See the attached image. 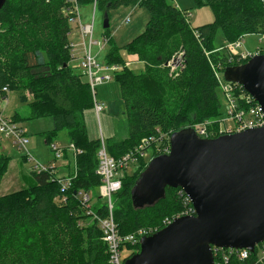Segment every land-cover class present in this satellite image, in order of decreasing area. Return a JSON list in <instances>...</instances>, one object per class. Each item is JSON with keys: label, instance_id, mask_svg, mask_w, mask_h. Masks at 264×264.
Instances as JSON below:
<instances>
[{"label": "trees", "instance_id": "16d2710c", "mask_svg": "<svg viewBox=\"0 0 264 264\" xmlns=\"http://www.w3.org/2000/svg\"><path fill=\"white\" fill-rule=\"evenodd\" d=\"M77 2L79 6L96 4L95 10L99 8L108 16L129 5L145 8L150 16L144 30L122 46L113 41L109 27L105 28L104 39L111 46L104 65L122 66L115 76L124 102L119 125L126 132V137L109 141L110 155L119 158L145 138L171 134L220 115L219 82L213 66L221 64L223 72L230 64L226 63L227 49L212 46L216 24L192 27L186 11L168 0ZM195 2L213 9L228 42L249 33H264V0ZM71 9L74 4L70 0H7L0 10L1 97L17 91L20 101L29 107L24 118L51 117L53 131L44 135L47 142L58 131L67 130L75 150H80L69 190L61 192L55 179L57 170L37 172L33 168L34 184L0 195V264L107 263L102 231L78 196L81 190L90 191L93 200V191L101 185L97 174L101 141L87 137L84 112L94 107V95L80 66L84 50L81 55L75 51V58L71 56V24L79 28ZM179 53L184 66L173 72L168 63ZM132 58L143 63L139 72L124 66ZM12 119L18 122V113ZM9 161L0 143V182ZM136 172L132 177L125 174L122 188L112 196L114 219L124 234L142 227L162 229L166 218L184 208L181 188L168 186L165 196L154 205L135 209L131 189ZM92 207L102 215L107 212L105 200ZM248 263L231 258L220 264Z\"/></svg>", "mask_w": 264, "mask_h": 264}, {"label": "water", "instance_id": "95a60500", "mask_svg": "<svg viewBox=\"0 0 264 264\" xmlns=\"http://www.w3.org/2000/svg\"><path fill=\"white\" fill-rule=\"evenodd\" d=\"M109 26L106 12L103 27ZM224 78L240 83L264 110V53L227 66ZM170 144L135 182L132 202L154 205L168 186L179 187L196 214L143 237L124 264H215L213 246L254 250L264 240V127L216 138L185 128L171 134Z\"/></svg>", "mask_w": 264, "mask_h": 264}, {"label": "rangeland", "instance_id": "374dc122", "mask_svg": "<svg viewBox=\"0 0 264 264\" xmlns=\"http://www.w3.org/2000/svg\"><path fill=\"white\" fill-rule=\"evenodd\" d=\"M168 1L180 6L181 9L191 14L189 22L192 27L196 28L205 24H216V26L212 29V46L214 48H220L222 46L226 48L229 44L232 43L228 42L229 40L227 39L224 30L217 24L216 14L210 6H197L195 0ZM132 9L133 6L129 5L127 7L124 6L120 10L110 12L109 32L113 38V41L118 46H122V44L127 41L126 38H123V36H127V33L125 34V32L130 31L129 37H131V35L139 32V29H142L146 24V14H148V12L145 8L139 6H136L133 14L131 15V23L124 22L125 17L131 12ZM93 11V39L102 42V44H104V47L101 48L99 45L93 44L92 54H97V60H99L101 64L104 65L106 64L105 55L109 52L111 46V44L104 42L105 28L103 27V22L105 12H103L99 8L95 10L92 4L79 6V12L82 16L84 25L91 24V16L93 15ZM71 25L72 31L76 32L75 23H72ZM86 43L87 45H89V42L87 40ZM259 49H262V53H264L263 35L257 33H249L244 35L241 47L237 48L236 51H232V54L256 53ZM121 54L124 55V52L122 51ZM178 62L179 59L176 58L173 64L175 65ZM128 63L129 67L135 71L139 70L140 66H142V64L138 61L136 63H131L130 61L126 62L124 66H128ZM111 67L112 65H109L108 69H104V72L110 75L111 78L107 79L103 83H97L94 88L96 92L95 96L97 97V99L104 103V110L100 113H97L94 107H92L84 112L85 128L88 139L91 141H96L97 139H100V141L105 140L107 147L109 145V141H111L112 139H121L122 137H126V132L122 130L119 125L122 119V113L124 111V102L121 98L118 79L115 76L116 72H118V70H120L122 66L119 65L116 72L111 70ZM225 68L226 67L224 66L223 71L225 70ZM172 71L178 72L179 69H173ZM217 97L220 104V115L216 119H211L213 123L212 125H208L207 127L209 129L208 133L210 137L203 138H216L218 136L224 135L220 133L219 127L220 120L226 119L228 117L226 111L227 100L226 95L220 86H218L217 88ZM0 103V113L2 116L12 119L18 113L20 119L17 120V123L24 128L28 138L26 148L20 149L13 143V140L11 138L3 136L0 137L1 150L6 156L10 158L7 171L0 182V195L8 194L23 188H28L30 185L34 184L36 182L34 174L32 172L34 167L37 168V171H40L41 168L44 167L56 166L57 172L59 174L58 176L60 177H71L70 175H72L74 172L76 173L77 163L75 162V160L79 154L77 155L73 151L75 147L70 141L67 130L58 131L57 134L55 136H52L50 141L47 142L44 135L51 134L53 131V123L51 117H40L36 119L24 118L29 113V107L26 103L20 101L19 93L17 91H8L4 98H2L0 95ZM202 123L185 126L180 130L185 128H192L195 130L197 126ZM228 124L230 125V123ZM159 135L162 134L160 133ZM213 135L216 136L213 137ZM166 137L168 136L166 135ZM54 144L60 150L59 157H56L55 152L52 150V146ZM154 146L155 144H152L151 147L146 148V150H149L148 152H150V155L147 156L148 152L146 153L144 157L145 162L142 165L140 164L143 162V158L141 156H138V162H140V164L138 165L137 162L131 163L127 167L125 172L127 177H132L134 175V172L137 171V178L135 182L138 180L141 174L147 169L149 162L154 157L159 155L157 153H153L152 155L151 148H153ZM27 151L29 152L31 159L26 156ZM93 196V205H101L104 202V198L101 197L99 189L93 191ZM133 207L135 209H138V207H136L134 204ZM179 214H182V212H180ZM137 251V248L124 246L122 250V258H127L131 256L133 252Z\"/></svg>", "mask_w": 264, "mask_h": 264}, {"label": "built area", "instance_id": "2783aa9c", "mask_svg": "<svg viewBox=\"0 0 264 264\" xmlns=\"http://www.w3.org/2000/svg\"><path fill=\"white\" fill-rule=\"evenodd\" d=\"M70 1L74 4V9H71V12L75 13V17L73 18V20L78 22L80 36L83 41L84 57L80 61V66L90 79V85L94 95V109L97 113H100L104 110L105 107L104 103L96 98V92L94 88L97 83H103L107 79L111 78L110 75L104 72V69H108L109 65L101 64V62L97 60L96 56L92 54L93 44L96 45L102 43L93 39L94 11L91 24L84 25L80 19L79 4L77 0ZM95 5L96 4H94L93 6L94 9ZM190 17L191 14L186 12L185 18L189 20ZM128 21L129 18L126 19V22ZM262 35L264 37V33ZM243 38L244 35L226 47L229 52L226 63L230 65L243 64L254 55L262 53V49H259L256 53L232 54V51H236L237 48L241 47ZM86 40L89 42V45H87ZM70 46L71 56L72 58H75V46L73 43H71ZM176 58L179 59V62L174 65L173 63ZM168 65L172 67V70L182 69L184 66L182 53H179L174 56V58H172ZM118 67V65L114 64L112 65L111 70L116 72ZM221 68V64L213 66L216 78L219 81V86L223 89L227 100L226 111L228 117L226 119L220 120V133L227 135L240 133L248 129L264 127L263 107L254 99L251 94H249L244 89V87L240 83L227 81L224 78V71L222 72ZM3 91L7 92V87H4ZM212 123L213 122L211 120H207L197 126L195 130L201 137H209V129L207 127L208 125H212ZM228 123H230V125ZM161 134L162 135L151 136L143 139L140 144H138L119 158H115L110 155L107 150L105 141H101V145L97 153L99 159L97 174L101 177V185L98 189L100 190L101 197L104 198L107 205V212L105 215H102L100 212L96 211L92 207V193L90 191L81 190L78 192V196L80 198L82 206L87 210V214L91 216V219L98 224L102 231V239L106 243L108 255L107 263L105 264H124L126 259L136 253L133 252L131 256L127 258H122V250L124 246L137 248L139 251L141 239L145 236H150L160 230L152 227H142L130 233H121L113 215L112 196L122 188L123 178L126 174L125 172L127 167L131 163H138V156H141L144 159L146 153L149 151L146 150L147 147H151L152 144H155V146L151 148L152 155L153 153L161 155L170 152L171 134ZM166 135L168 137H166ZM2 136L11 138L13 140V143L17 145L20 149L26 148V144L28 143L27 133L25 132L24 128L19 126V124L13 119L4 117L0 113V137ZM52 150L55 152L56 157L60 156V150L55 144L52 146ZM73 151L75 152V154L80 152V150L77 151L75 150V148ZM149 155L150 152H148L147 156ZM26 156L31 159L28 151ZM34 170L37 171V168L34 167ZM47 170H52L54 172V170L57 169L56 166L44 167L37 172H43ZM55 179L60 184L61 192L69 190L73 181L72 176H57V178ZM179 193L183 197L184 203L182 214H178L172 218H166L163 221L164 227L172 223L176 217L196 214V210L189 196L184 192L183 189H181ZM212 249L215 257V264H220L221 262H228L231 258H236L240 261H248V264H264V240L259 243H256L254 250H250L248 248H219L215 246H213ZM216 257H218L217 261Z\"/></svg>", "mask_w": 264, "mask_h": 264}, {"label": "crops", "instance_id": "0c3cea01", "mask_svg": "<svg viewBox=\"0 0 264 264\" xmlns=\"http://www.w3.org/2000/svg\"><path fill=\"white\" fill-rule=\"evenodd\" d=\"M178 6V5H177ZM180 9H181V7L180 6H178ZM121 8H123V7H121ZM121 8H119V9H117V10H120ZM135 8H136V6H133V9L131 10V12L125 17V19H124V22L125 23H131V15L133 14V12H134V10H135ZM117 10H112V11H117ZM181 10H183V9H181ZM79 14H80V12H79ZM129 15H130V17H129ZM147 15V17H146V20L148 21L149 20V13L148 14H146ZM91 17H93V15L91 16ZM91 17H90V19H91ZM127 18H129V21L128 22H126V19ZM80 19H81V22L83 23V20H82V16H81V14H80ZM147 21H146V23H147ZM145 26H146V24L144 25V27L142 28V29H139V32H137V33H134L133 35H131V37H129V32L130 31H127V32H125V34L127 33V36H123V38H126L127 39V41H125V43H123L122 45H124V44H126L127 42H129L132 38H134V37H136L137 35H139L143 30H144V28H145ZM75 27H76V32H71V34H70V40L72 41V43L74 44V46H75V51L76 52H78L80 55H81V53H82V49H83V41H82V38H81V36H80V30H79V28L76 26V24H75ZM98 42H100V41H98ZM102 44V43H101ZM96 44V45H99L101 48H103L104 47V44ZM97 55V54H96ZM133 60H129L131 63H136L137 61H135V59L134 58H132ZM128 61V62H129ZM139 62V61H138ZM75 63L77 64V60L75 61ZM141 64H142V66H140V68L139 67H137V68H139V70H137L136 72H139L140 70H142L143 69V63L142 62H140ZM128 66H129V63H128ZM135 71V70H134ZM105 141V140H104ZM57 168V167H56ZM66 171V170H65ZM68 171V170H67ZM71 172V171H70ZM58 174V173H57ZM59 175V174H58Z\"/></svg>", "mask_w": 264, "mask_h": 264}]
</instances>
